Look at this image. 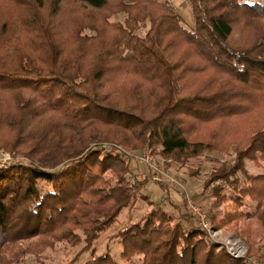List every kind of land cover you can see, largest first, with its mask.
Here are the masks:
<instances>
[{"label":"trees","instance_id":"16d2710c","mask_svg":"<svg viewBox=\"0 0 264 264\" xmlns=\"http://www.w3.org/2000/svg\"><path fill=\"white\" fill-rule=\"evenodd\" d=\"M189 1L191 28L169 0H0V150L12 155L0 160V264L60 240L94 253L138 194L151 208L117 232L125 264H244L200 225L187 226L182 204L178 218L131 181L120 149H103L107 141L148 148L182 166L233 149L198 200L215 227L264 220V190L246 168L264 158V119L229 146L204 128L263 113L264 4ZM119 13L123 21L113 20ZM223 202L239 212L220 216ZM85 264L119 262L104 252Z\"/></svg>","mask_w":264,"mask_h":264},{"label":"rangeland","instance_id":"374dc122","mask_svg":"<svg viewBox=\"0 0 264 264\" xmlns=\"http://www.w3.org/2000/svg\"><path fill=\"white\" fill-rule=\"evenodd\" d=\"M169 2L182 15L185 26L190 28L193 27L194 15L190 1L169 0ZM262 2L264 4V0H262ZM124 16H126L124 13H119L114 15L112 19L123 21ZM144 32L145 28L142 27L139 33L144 34ZM238 33L239 32L236 31L235 37H238ZM263 113L257 112L252 116L235 118L233 121L236 123L233 125L226 123L220 125L219 122H216L204 126L206 129V136L210 138L211 135L217 134L218 139L223 138V140L227 141V145H230L236 139L243 136L248 128H251L250 126L254 118L261 117V120H263ZM261 122L262 121H260V123ZM104 145L117 150V147L121 148L123 159H127L131 164V181L144 182L142 191L154 200H161L160 205L163 210L179 218L181 211L177 209H180L178 206L182 204L181 210L183 212L186 211L191 219L190 221H186L185 224L187 226L192 223L198 224L196 216H194L186 203V200H188L186 197L189 196V198L195 202L196 206L201 207L206 213L211 224V231H205V237L207 240L215 243L218 246V250H223L234 259H242L244 264H264V220L262 217H240L234 222L225 224L221 227H215L205 207L206 202L198 200L205 179L209 178L210 172L216 166L234 157L233 149L230 150V148H228L226 152H205L197 158H192L187 165L182 166L176 163L174 158L163 156L152 149H133L123 144L108 141L104 142ZM144 152H149L160 167L165 169L169 176L174 178L178 184H175L173 181H168L167 179L157 181L150 177L147 173L150 171L147 165L138 161V157ZM0 160L3 162L12 160L11 153L1 149ZM246 168L248 176L257 178L256 187L258 190L263 191L264 158L256 161L248 159L246 161ZM192 171H196L195 175H191ZM137 174L140 176L147 175V177L144 181H140L137 179ZM106 177H111V179H113L109 172ZM158 187L162 189L161 193ZM139 196L140 194L136 196V200L132 206L125 208L120 213L117 220L107 230L101 233L94 247V253L91 250L82 252V245H72L66 240L57 241L54 245L42 249L37 246L38 252L25 253L28 246L36 242V239H30L17 242L18 246L21 248L18 251H24L25 253L21 254H24L22 260H20L19 257L18 261H20L18 264H85L93 255L104 252H110L119 264H125V260L121 256L123 247L121 237L117 235V232L130 220H138L151 208L147 200L141 199ZM249 201L252 202L251 199ZM238 208L239 207L234 203L223 202L218 206L217 210H219L220 216L224 214L227 216L229 212L235 213L237 210L239 212ZM241 209H247V206L244 204ZM260 210L264 213V195L260 198ZM16 250V247H10L5 256L12 255Z\"/></svg>","mask_w":264,"mask_h":264},{"label":"built area","instance_id":"2783aa9c","mask_svg":"<svg viewBox=\"0 0 264 264\" xmlns=\"http://www.w3.org/2000/svg\"><path fill=\"white\" fill-rule=\"evenodd\" d=\"M110 146H103L104 150L110 149ZM118 149H121L117 147ZM138 161L141 163H144L147 165L148 169L150 170L147 172L150 177L154 178L157 181H163L164 179H167L168 181H173L176 183V180L169 176V174L160 167V165L157 163V161L154 160L153 156L149 152H144L141 156L138 157ZM152 174V175H151ZM147 175L140 176L137 174V179L140 181H144L146 179ZM186 200L189 208L191 209V212L196 216L198 220V224L205 230L210 232L211 231V224L210 221L206 215V213L202 210L201 207L196 206L195 202L188 197H186Z\"/></svg>","mask_w":264,"mask_h":264},{"label":"crops","instance_id":"0c3cea01","mask_svg":"<svg viewBox=\"0 0 264 264\" xmlns=\"http://www.w3.org/2000/svg\"><path fill=\"white\" fill-rule=\"evenodd\" d=\"M158 189H159V192L161 193L162 192V189H160L159 187H158ZM157 192V191H156ZM160 195V194H159Z\"/></svg>","mask_w":264,"mask_h":264}]
</instances>
